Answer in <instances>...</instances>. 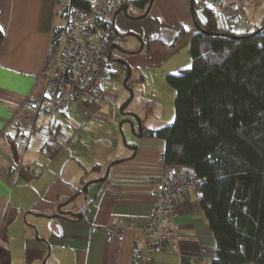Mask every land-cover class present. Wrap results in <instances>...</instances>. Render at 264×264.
Listing matches in <instances>:
<instances>
[{
    "label": "crops",
    "instance_id": "1",
    "mask_svg": "<svg viewBox=\"0 0 264 264\" xmlns=\"http://www.w3.org/2000/svg\"><path fill=\"white\" fill-rule=\"evenodd\" d=\"M124 2L132 0H120ZM263 4L253 0L247 7L250 24L253 7ZM129 8L135 9H128L132 16L145 11ZM65 18L55 0H0V264H43L44 259L46 264H209L216 256V239L193 191L176 198L174 219L182 238L172 252L148 254L131 231L122 241L108 242L94 229L115 218L145 222L159 198L149 177L162 172L165 146L163 139L143 135H128L126 142L136 143L134 153L121 145L112 107L105 103V86L99 103L75 99L45 126L22 118L25 97L45 91L40 74L45 50L53 33H61ZM135 20L122 13L113 19L120 36L133 31L142 38V50L126 57L129 66L148 59L167 61L178 49H188L195 30L188 0H153L148 13ZM117 45L135 50L140 42L121 36ZM118 159L123 160L110 166L104 180L89 184L86 193L62 207L75 212L85 203L81 220L37 215L55 214L60 203L86 181L102 177ZM187 257L201 260L193 263Z\"/></svg>",
    "mask_w": 264,
    "mask_h": 264
},
{
    "label": "trees",
    "instance_id": "2",
    "mask_svg": "<svg viewBox=\"0 0 264 264\" xmlns=\"http://www.w3.org/2000/svg\"><path fill=\"white\" fill-rule=\"evenodd\" d=\"M147 3L130 5L146 9ZM68 5L85 8L87 2ZM202 16L189 38L190 66L166 74L175 90L174 118L142 126L143 136L164 140V164L190 165L204 178L199 201L216 239L209 264H264V29L250 35L264 15L241 31L211 10Z\"/></svg>",
    "mask_w": 264,
    "mask_h": 264
},
{
    "label": "built area",
    "instance_id": "3",
    "mask_svg": "<svg viewBox=\"0 0 264 264\" xmlns=\"http://www.w3.org/2000/svg\"><path fill=\"white\" fill-rule=\"evenodd\" d=\"M87 6L72 7L68 0H55L57 6L66 7V22L56 40H50L44 54L41 76L46 81L42 95L28 94L20 106L21 116L36 127L47 125L51 116L64 111L75 99H89L99 103L103 97V83L109 71L108 54L121 39L113 23V14L119 4L115 0H86ZM253 0H192L193 19L203 20V13L211 10L231 30L249 27L247 7ZM200 178L190 165L163 162L160 174L149 177L151 185L159 190L156 205L142 224L127 223L115 218L102 227L106 241H122L126 231L134 239H142L148 254L172 252L182 235L174 219L176 198L195 192L200 196ZM197 263L200 257H187Z\"/></svg>",
    "mask_w": 264,
    "mask_h": 264
},
{
    "label": "rangeland",
    "instance_id": "4",
    "mask_svg": "<svg viewBox=\"0 0 264 264\" xmlns=\"http://www.w3.org/2000/svg\"><path fill=\"white\" fill-rule=\"evenodd\" d=\"M115 1L117 4L120 3V0ZM253 9L256 10V14H253V10L252 15H250L252 27L260 23L259 20L264 15V4L262 6L259 5V7H253ZM129 10L131 13L135 12L133 8H129ZM136 21L138 20H134V22ZM122 44L126 46L124 42ZM119 51L112 49V58H115L114 56ZM142 52L144 53L145 49ZM176 52L165 62L148 59L139 61L138 65L130 66L131 75L128 85L133 91V98L125 107L124 112L137 115L141 120L142 126L152 125L157 127L172 121L174 118L175 90L167 83L166 74L177 73L180 69L187 68L191 64V57L187 47L178 49ZM109 66V71L103 83L107 99L105 103L112 107V115H110L116 124L120 144L124 146L119 133L118 123L126 115L120 114L118 108L128 97V92L122 84L125 71L122 68H118L117 63L114 62H110ZM105 114L109 113L105 112ZM121 129L127 141L128 135H132L129 125L124 123Z\"/></svg>",
    "mask_w": 264,
    "mask_h": 264
},
{
    "label": "water",
    "instance_id": "5",
    "mask_svg": "<svg viewBox=\"0 0 264 264\" xmlns=\"http://www.w3.org/2000/svg\"><path fill=\"white\" fill-rule=\"evenodd\" d=\"M152 1L153 0H148V3H147V6H146V9H145L144 13L141 14V15H138V16H132V15H130L128 13L130 2L120 3L118 5V7L116 8L114 14H113V19L118 13L124 14L128 19H132V20L140 19V18L144 17L148 13ZM188 1H189L190 9H191L192 8V0H188ZM113 23H114V21H113ZM198 28H200V27H198ZM263 29H264V22L259 28H257L255 31L250 33V35H253V34L257 33V32H260ZM228 35L230 37L236 38V39H238V38L243 36V35H239V34H235V33H229ZM121 36L124 37V38L128 37V36H132V37H134L135 39H137L140 42V46H139L138 49H135V50L134 49L133 50H124L123 52H125L126 54H134V53L140 52L142 50L143 41H142L141 36H139L137 33L133 32V31H127V32L123 33ZM113 48H115L117 50H121V48L117 44H115L113 46ZM107 57H108L109 60H112V59H110V54H108ZM117 62L122 64L125 67V75L123 77L122 84H123L124 89H126L127 92H128L127 99L118 108L120 114L126 115V117H124L123 119H121L119 121V123H118V127L119 128L118 129H119V133H120V136H121V139H122V142H123L124 146L134 153L135 150H136V147H137L136 143L135 142H129V143L126 142L124 134H123V131L121 129L122 125L124 123L128 124L129 128L131 130V134L134 135L135 137H141L143 135V127L141 125V120L139 119V117H137V115L132 114V113L124 112L125 107L130 103V101L133 98V91L131 90V88L129 87V85L127 83V81L130 78V75H131V68H130L129 64L124 59H117ZM40 132L46 133V129L40 128ZM122 160L123 159H118V160H115V161H112L111 163H109V165L106 167L104 175L102 177L86 181L81 186V188L76 191V193L73 195V197L66 199V201L60 203L57 206V212L55 214L43 215V214L37 213V215L46 216L48 218L62 217V218H67V219H69L67 215H70L75 220H81L82 217L84 216V213H85V203H83L82 206L75 212H73V211H64V210H62V207L65 206L68 202H70L74 197L80 195L81 193H86L89 184L97 183V182H100V181L104 180L107 177V174H108L110 166L112 164L118 163V162H120ZM43 264H46L45 263V259L43 260Z\"/></svg>",
    "mask_w": 264,
    "mask_h": 264
},
{
    "label": "flooded vegetation",
    "instance_id": "6",
    "mask_svg": "<svg viewBox=\"0 0 264 264\" xmlns=\"http://www.w3.org/2000/svg\"><path fill=\"white\" fill-rule=\"evenodd\" d=\"M123 49V50H122ZM120 51H119V53L118 54H116L114 57L115 58H112L113 56H111V58L110 59H112V60H110L111 62H114V63H117V65H118V68H122L124 71H125V67L122 65V64H120V63H118L117 62V59H124L125 61H126V57H127V55H129V54H126L125 52H123L124 50H129V49H127V48H122ZM117 50V49H116ZM127 62V61H126Z\"/></svg>",
    "mask_w": 264,
    "mask_h": 264
},
{
    "label": "clouds",
    "instance_id": "7",
    "mask_svg": "<svg viewBox=\"0 0 264 264\" xmlns=\"http://www.w3.org/2000/svg\"><path fill=\"white\" fill-rule=\"evenodd\" d=\"M110 55H111V53H110Z\"/></svg>",
    "mask_w": 264,
    "mask_h": 264
}]
</instances>
